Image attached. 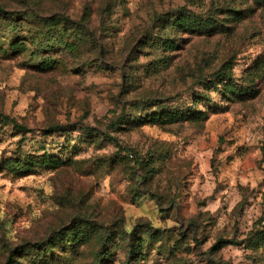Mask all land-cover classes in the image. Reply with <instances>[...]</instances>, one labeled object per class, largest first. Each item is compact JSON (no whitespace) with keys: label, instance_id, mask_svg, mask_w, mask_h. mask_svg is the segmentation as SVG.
Segmentation results:
<instances>
[{"label":"rangeland","instance_id":"rangeland-1","mask_svg":"<svg viewBox=\"0 0 264 264\" xmlns=\"http://www.w3.org/2000/svg\"><path fill=\"white\" fill-rule=\"evenodd\" d=\"M0 264H264V0H0Z\"/></svg>","mask_w":264,"mask_h":264},{"label":"trees","instance_id":"trees-1","mask_svg":"<svg viewBox=\"0 0 264 264\" xmlns=\"http://www.w3.org/2000/svg\"><path fill=\"white\" fill-rule=\"evenodd\" d=\"M131 153V152H130ZM133 155V158H129V157H124L125 159L131 161V162H135L137 160V157L135 154L131 153Z\"/></svg>","mask_w":264,"mask_h":264},{"label":"built area","instance_id":"built-area-1","mask_svg":"<svg viewBox=\"0 0 264 264\" xmlns=\"http://www.w3.org/2000/svg\"><path fill=\"white\" fill-rule=\"evenodd\" d=\"M122 154L124 157L133 158V155L131 153H128L127 151H124Z\"/></svg>","mask_w":264,"mask_h":264}]
</instances>
